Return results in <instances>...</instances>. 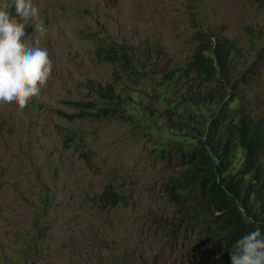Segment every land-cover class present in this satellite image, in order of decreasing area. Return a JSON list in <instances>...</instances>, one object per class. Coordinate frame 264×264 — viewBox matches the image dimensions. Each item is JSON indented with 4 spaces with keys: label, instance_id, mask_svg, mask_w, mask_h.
<instances>
[{
    "label": "rangeland",
    "instance_id": "obj_1",
    "mask_svg": "<svg viewBox=\"0 0 264 264\" xmlns=\"http://www.w3.org/2000/svg\"><path fill=\"white\" fill-rule=\"evenodd\" d=\"M33 4L48 29L38 46L47 49L54 67L40 95L25 109L0 105V264H227L217 254L207 261H200L197 253L188 257L195 231L179 223L159 186L150 187L163 169L149 161L148 140L136 132V124L122 123L119 117L75 120L59 113L71 115L68 102L90 98L84 81L111 78V68L116 70L113 63L93 64L91 38L156 46L164 60L172 61L185 58L197 42L195 33L207 29L211 41L221 35L238 49L233 61L248 77L247 96L264 119V0ZM21 22L25 42L35 45L33 22ZM152 61L147 58L145 64H150L140 71L145 76L141 85L124 79L115 88L127 100L123 109H136L139 92L150 93L148 80H155L153 72L163 68ZM107 183L122 185L125 194L132 190L128 202L98 208L96 195ZM41 191L51 201L38 215L42 234L32 239L37 248L28 256L21 240L34 230L31 211L37 202L40 206ZM117 237L120 243L112 241Z\"/></svg>",
    "mask_w": 264,
    "mask_h": 264
},
{
    "label": "trees",
    "instance_id": "obj_2",
    "mask_svg": "<svg viewBox=\"0 0 264 264\" xmlns=\"http://www.w3.org/2000/svg\"><path fill=\"white\" fill-rule=\"evenodd\" d=\"M10 12L17 16L14 6ZM195 34L191 52L172 61L164 60L156 46L91 38L93 64L113 63L116 70L111 68V78L84 81L90 98L68 102L74 113L59 115L97 121L119 117L122 123L136 124V132L148 140L149 161L163 169L150 187L159 186L179 223L195 231L188 257L197 253L200 261H207L217 254L231 264L230 250L239 238L257 226L264 233V119L247 96L248 77L233 61L239 57L234 43L221 35L211 41L207 29ZM147 58L163 68L153 72L155 80H148L150 93L139 92L137 108L125 110L127 100L115 88L124 79L140 84L145 78L140 71L150 64H145ZM146 97L154 104L147 105ZM131 191L125 194L122 185L107 183L96 195L97 206L127 203ZM40 199L31 211L34 230L21 240L28 256L37 248L33 240L42 234L38 215L51 196L41 191ZM112 241L120 243V237Z\"/></svg>",
    "mask_w": 264,
    "mask_h": 264
},
{
    "label": "clouds",
    "instance_id": "obj_3",
    "mask_svg": "<svg viewBox=\"0 0 264 264\" xmlns=\"http://www.w3.org/2000/svg\"><path fill=\"white\" fill-rule=\"evenodd\" d=\"M13 6L19 20L10 12ZM28 20L38 34L35 45L25 42L21 21ZM47 31L33 0H0V105L23 110L49 81L53 61L47 49L38 46L39 37ZM230 260L231 264H264V233L259 226L235 242Z\"/></svg>",
    "mask_w": 264,
    "mask_h": 264
}]
</instances>
